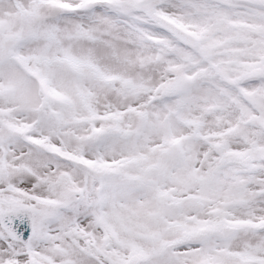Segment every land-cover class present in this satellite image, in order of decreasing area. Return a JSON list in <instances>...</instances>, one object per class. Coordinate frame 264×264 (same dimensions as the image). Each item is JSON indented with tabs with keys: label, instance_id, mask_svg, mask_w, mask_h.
Here are the masks:
<instances>
[{
	"label": "snow or ice",
	"instance_id": "1",
	"mask_svg": "<svg viewBox=\"0 0 264 264\" xmlns=\"http://www.w3.org/2000/svg\"><path fill=\"white\" fill-rule=\"evenodd\" d=\"M0 264H264V0H0Z\"/></svg>",
	"mask_w": 264,
	"mask_h": 264
}]
</instances>
